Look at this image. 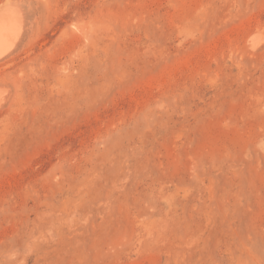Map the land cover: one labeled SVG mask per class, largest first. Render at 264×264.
Returning <instances> with one entry per match:
<instances>
[{
    "label": "rangeland",
    "instance_id": "374dc122",
    "mask_svg": "<svg viewBox=\"0 0 264 264\" xmlns=\"http://www.w3.org/2000/svg\"><path fill=\"white\" fill-rule=\"evenodd\" d=\"M11 1L0 264H264V0Z\"/></svg>",
    "mask_w": 264,
    "mask_h": 264
},
{
    "label": "bare ground",
    "instance_id": "6f19581e",
    "mask_svg": "<svg viewBox=\"0 0 264 264\" xmlns=\"http://www.w3.org/2000/svg\"><path fill=\"white\" fill-rule=\"evenodd\" d=\"M11 2V0H6L0 6V63L6 61L18 48L26 30L21 10L11 5ZM258 40V38L251 40L250 46L253 49L257 48ZM4 94L6 92L0 84V109L6 101Z\"/></svg>",
    "mask_w": 264,
    "mask_h": 264
}]
</instances>
